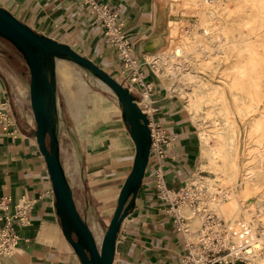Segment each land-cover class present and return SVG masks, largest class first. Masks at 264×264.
<instances>
[{"label": "crops", "instance_id": "obj_1", "mask_svg": "<svg viewBox=\"0 0 264 264\" xmlns=\"http://www.w3.org/2000/svg\"><path fill=\"white\" fill-rule=\"evenodd\" d=\"M100 1L116 8L132 43V55L147 60L163 41L162 12L157 1ZM0 6L37 33L67 43L110 75H121V83L134 97L140 96V87L129 84L123 77L121 63L114 49L105 42L101 25L93 20L80 0H0ZM143 70L144 81L151 85L150 114L168 134L175 136L165 158V179L169 187L177 188L187 177L200 171L198 131L182 106V98L169 93L171 83L165 85L149 64ZM12 77L11 69L2 65L0 99L7 101L6 114L11 121L7 130H2L0 125V196L8 197L10 212L22 198L30 200L31 206L28 221L15 226L16 250L0 256V264H81L61 231L51 182L35 139L29 100H17L18 90ZM21 80L27 95L28 77L22 76ZM77 86L69 93L81 94L84 99L90 88ZM55 89L59 137L65 119L58 104L56 84ZM86 116L85 146L81 149L75 129L71 132L63 129L69 137L70 150L60 160L76 209L94 233L102 234L130 171L134 144L117 99L106 94L94 95ZM153 168V162L147 163L135 196L127 199L126 213L117 229L112 264H179L184 238L173 227L167 203L152 195L149 178ZM183 208V213L188 215Z\"/></svg>", "mask_w": 264, "mask_h": 264}, {"label": "rangeland", "instance_id": "obj_2", "mask_svg": "<svg viewBox=\"0 0 264 264\" xmlns=\"http://www.w3.org/2000/svg\"><path fill=\"white\" fill-rule=\"evenodd\" d=\"M156 1L160 6L162 12L163 28L161 30V34L163 35V41L151 55H148L146 62L150 66H152L158 76L163 79L162 81L165 85L171 83V89L172 86L177 82L173 79V77L169 76L168 73V76H166L165 73H161V71L159 72L156 65L150 61V58H158L160 56L161 58L165 59L172 53L173 49L176 47H180L183 49V46L186 47L187 45H197L199 48L209 46V50L207 51V53L194 54L195 58L193 60V63L197 76L195 77V81L193 83L191 97L196 95L202 96L203 92L201 89H203V91H206V93H211V89L214 86H217V89L222 92V99L219 98V101L220 103H225V105L227 106V112L231 113L232 117H234L232 118L233 126L238 131H236V151H233L234 158L236 160L235 162H237L236 181L240 182L241 176L247 173V171L249 170L252 172L259 171L254 178V181L256 182V188L252 189L244 198V200L241 201L238 198V211L240 210L241 205L242 208L246 210L248 208V203L264 200V163L262 164V162H257L253 158V153L255 152V150H261V152L263 151L262 155L264 154V0H221L224 2V5H218L217 0H206V7L204 0ZM207 7H209L210 9ZM0 43V67H2L3 65L11 69L13 73L12 80L18 90V95L16 96L17 100L20 102L24 100L28 101V94L26 95L24 93L21 80L22 76L29 78L27 65L22 55L8 41L0 38ZM217 45H219L221 48L219 52L213 51V48H215ZM183 57L184 56H179L178 58L183 59ZM62 58L66 61L65 63L68 70H70V73H72L74 76V80L70 84L71 89L74 87L77 88V85L81 84L84 87H88V89L90 88V91L86 92V96L84 99L81 94L79 96H73L72 93L71 95H68L70 87L67 85V83H65L59 71L55 69L54 62V82L56 86H58V104L62 110V116L65 119L62 125L60 136L58 138L59 140L57 139L58 152L60 156H62L63 154L66 155V153L70 150L69 137L65 131L71 132L73 129H75L78 140L81 143V149L85 146V129L87 125L86 113L88 111V105L90 104L93 96L106 94L116 99L104 85L99 84L97 80L94 79V77L81 70V68H79L76 63L69 60L65 56ZM249 58H251L252 60L254 59V62L252 64L249 62L247 63ZM185 64H187V62ZM240 67L242 69L244 68L242 72L240 71ZM112 76L118 79L120 83H123V81H121V75ZM252 77H254L253 79L256 85H253L252 80H250ZM179 82L182 87H185V85H183L181 81ZM197 85L199 86V88L197 87ZM234 90L237 93H235ZM176 95L177 94L175 93V96ZM217 95L218 94L216 93L214 95H211V99L217 100V98H215V96ZM182 100L180 99L183 108L186 110V112L189 113L190 118L192 119L194 110H190V106H188L191 100H188V98H182ZM201 102V109L205 110L210 108L211 101H205L204 98H202ZM250 103L252 104L249 105ZM76 118L78 119L76 120ZM192 122L197 131L201 129L206 132L208 142L213 146L214 149H216V151H218L220 145L222 144L221 139L223 138V134L226 133L225 129L223 128V124H220L219 121L215 118L212 119L211 116L206 119L203 127H199L193 120ZM256 128L258 129V131ZM200 146L202 165L200 166V171L198 173L196 172L194 176H212L213 178V175H215V173L212 170L210 171L211 164L209 163L207 157V151L204 150L201 144ZM223 169L224 171L220 173L221 176H218L220 179H215V181H217V185L221 186V188L222 186L225 187L229 185L227 179L228 175L230 174V170L228 166H224ZM227 196L229 198L222 204V207H224V210H229V214H227V216H233L234 214L231 213L232 210L229 209V203L233 199L231 191L227 192ZM215 211L222 218H224V214L223 216L217 210ZM238 211L236 213H238ZM237 215L235 217V220H237L239 217H242L241 214H239L238 216ZM189 220L192 226L197 225V219H195V217H191ZM97 237L99 240L101 237V232L97 233Z\"/></svg>", "mask_w": 264, "mask_h": 264}, {"label": "built area", "instance_id": "obj_3", "mask_svg": "<svg viewBox=\"0 0 264 264\" xmlns=\"http://www.w3.org/2000/svg\"><path fill=\"white\" fill-rule=\"evenodd\" d=\"M80 2L88 7L93 20L101 25L105 42L114 49L121 63L123 77L129 84L140 87V96L134 98L148 118L150 146L147 163H154L149 182L153 197L167 203L173 227L183 235L179 264H250L256 253L264 254V207L250 210L247 217H239L230 223L213 208V204L225 196L221 186L211 183L202 175L187 177L177 188L168 186L165 158L175 136L168 134L150 114L151 85L144 81L143 70V66L148 64L147 60H139L132 55V43L116 8L100 0ZM7 110V101L0 99L2 130H7L10 125ZM8 202L7 196H0V256L16 250L18 235L15 226L28 221L27 213L31 206L30 200L22 198L10 212ZM183 207L188 209V215L183 213ZM191 217L198 220L194 227L189 222Z\"/></svg>", "mask_w": 264, "mask_h": 264}, {"label": "water", "instance_id": "obj_4", "mask_svg": "<svg viewBox=\"0 0 264 264\" xmlns=\"http://www.w3.org/2000/svg\"><path fill=\"white\" fill-rule=\"evenodd\" d=\"M0 38L15 47L27 65L28 99L35 122V139L51 182L61 231L81 264H112L117 229L126 213L125 204L129 196H135L148 162V118L132 93L90 58L78 53L67 43L37 33L1 6ZM61 55L88 68L114 92L121 106L122 119L134 144L130 171L119 189L116 206L99 245L76 209L60 163L58 141L52 125L56 93L54 57Z\"/></svg>", "mask_w": 264, "mask_h": 264}, {"label": "bare ground", "instance_id": "obj_5", "mask_svg": "<svg viewBox=\"0 0 264 264\" xmlns=\"http://www.w3.org/2000/svg\"><path fill=\"white\" fill-rule=\"evenodd\" d=\"M216 1V0H215ZM227 1V0H226ZM229 1V0H228ZM256 1V0H255ZM260 1V0H259ZM262 1V0H261ZM205 3V7L207 5L206 0H204ZM245 3V2H244ZM254 3V2H253ZM258 3V2H257ZM217 4L218 5H224V2L221 0H217ZM226 4V3H225ZM240 4V3H239ZM252 4V3H251ZM261 4V2H260ZM256 5V4H255ZM203 8V7H202ZM209 8V7H207ZM225 8V6H224ZM210 9V8H209ZM227 9V8H226ZM260 10V8H259ZM258 12V11H257ZM257 14V13H256ZM261 16V15H260ZM252 20V19H251ZM257 20V19H256ZM262 23V21H261ZM260 25V24H259ZM209 31V30H208ZM173 35V34H172ZM222 36V35H221ZM186 37V36H184ZM194 37V36H193ZM182 40V39H181ZM185 41V40H184ZM195 41V40H194ZM218 41V40H216ZM239 41V40H238ZM209 42V41H208ZM207 43V42H206ZM240 43V42H239ZM249 43V42H248ZM189 44V43H188ZM215 45V44H214ZM244 45V44H243ZM232 48V47H231ZM248 48V47H247ZM220 46L217 45L215 48H213V51L215 52H219L220 51ZM228 49V48H227ZM209 50V46H206L204 48H199L197 45H187L186 47L183 46V49L180 47H176L173 49L172 53L170 55H168L165 59L161 58L160 56L158 58H150V61L156 65L157 70L161 73H165L166 76H171L173 77V79L177 82L176 84H174L172 86V88L170 89L169 93H176L177 95H179L181 98L183 99H187L191 100V102H189L188 106L189 109H193L194 112L192 114V120L199 126V127H203L204 123L206 122V119L211 116L212 119H217L219 121V123L223 124V128L225 129V132L223 134V138L222 140V144L220 145V148L218 151H216V149L213 148V146L208 142L207 136H206V132H204V130L199 129V137H200V141H201V145L204 148V150L207 151V157L209 160V163L211 164L210 167V171L212 170L215 175L212 176H205V179L217 184V181H215V179H220L218 176H221L220 173L222 171H224L223 167L224 166H228L229 168V175H228V186H222L223 191L225 193V196L220 198L218 201H216L213 204V208L215 210H217L221 215L224 216V219L230 223H233L235 220L236 215L241 214L243 217H247L248 213L250 210H253L257 207H264V200L263 201H259V202H251L248 203V208L246 210H244L242 208V205L240 207V210L238 211V202L239 200H244V198L247 196V194L254 188H256V182L254 181L255 176L258 174V172H252V171H247V173L243 174L240 178V182L236 181L237 178V162H235V158H234V152L235 150V141H236V131L237 129L233 126V120L231 113L227 112V106L225 105V103H220L219 98H221L222 96V92L219 91L217 89V86H214L211 89V93H206V91H203L202 96L200 95H196V96H192V87H193V83L195 81V77L197 76L195 68H194V63L193 60L195 58L194 54H205L207 53V51ZM248 50V49H247ZM212 51V52H213ZM231 52V51H230ZM231 54V53H230ZM214 55V54H213ZM248 55V54H247ZM256 55V54H255ZM179 56H184L183 59H179ZM64 57V56H62ZM61 56L58 57L56 56L54 58V62H55V69L57 71H59V73L61 74L62 78L64 79L65 83H67V85L70 87L71 82H73L74 80V76L72 73H70V70H68L67 65H66V61L62 58ZM157 57V56H156ZM256 57V56H255ZM161 58V59H160ZM209 58V57H208ZM217 58V57H216ZM220 59V58H219ZM218 59V60H219ZM213 60V59H212ZM254 60V59H253ZM251 58L248 59L247 63H253V61ZM149 62V61H148ZM187 62V64H185ZM205 62V61H204ZM162 63V64H161ZM213 63V62H212ZM238 63V62H237ZM79 68H81V70H83L85 73L90 74L92 77H94V79L97 80V82L99 84L104 85L107 90L109 92H111L115 98L117 99L116 95L114 94L113 91H111L101 80L100 78H98V76H96L92 71H90L88 68L82 66L81 64H78ZM205 64V63H204ZM242 64V63H241ZM245 64V63H244ZM243 64V65H244ZM250 64V65H251ZM163 65V66H162ZM215 65V64H214ZM226 66V65H225ZM248 66V65H247ZM246 67V65H245ZM250 68V67H248ZM244 69V68H243ZM243 69L240 67V71L242 72ZM252 69V68H251ZM246 70V69H245ZM255 70V68H254ZM157 71V72H158ZM250 71V70H249ZM263 71V70H262ZM235 72V71H234ZM245 72V71H244ZM168 73V75H167ZM254 73V72H253ZM247 74V73H245ZM237 75V74H236ZM251 75V74H250ZM244 77V76H243ZM256 77V75H255ZM198 78V77H197ZM234 78V77H233ZM242 78V77H240ZM254 77H252L250 80H252L253 85H256V83H254ZM118 80V79H117ZM236 80V79H235ZM257 80V79H255ZM181 81L183 83V85H185V87H182L180 82ZM263 81V80H262ZM227 82V81H226ZM229 84V83H228ZM196 85V84H195ZM251 85V83H250ZM213 86V85H212ZM233 86V85H232ZM197 87L199 88V86L197 85ZM220 87V86H219ZM235 87V86H234ZM239 87V86H238ZM252 88V87H251ZM259 88V87H258ZM71 89V87H70ZM205 89V88H204ZM235 91V90H234ZM246 92V91H245ZM244 92V93H245ZM196 93V92H195ZM201 93V92H200ZM218 94L217 96H215V98H217V100H213L211 99V95L214 94ZM235 93H237L235 91ZM251 93V92H250ZM261 93V92H260ZM211 94V95H210ZM71 95V94H70ZM234 95V94H233ZM244 95V94H243ZM242 95V96H243ZM246 95V94H245ZM249 95V94H248ZM240 96V94H239ZM204 98V100H208L211 101V106L209 109H201L200 108V104L201 99ZM261 98V97H260ZM222 99V98H221ZM242 99V98H241ZM118 100V99H117ZM239 100V99H238ZM246 100V99H245ZM251 100V99H250ZM253 100V99H252ZM188 102V101H187ZM234 102V101H233ZM258 102V101H257ZM209 103V102H208ZM139 104L141 105V103L139 102ZM229 104V103H228ZM246 104V103H245ZM252 103H250L249 105H251ZM254 104V103H253ZM256 104V103H255ZM258 104V103H257ZM187 106V105H186ZM209 106V105H208ZM207 106V108H208ZM240 106V105H239ZM238 106V107H239ZM245 106V105H244ZM256 106V105H255ZM243 107V105H242ZM257 107V106H256ZM255 107V108H256ZM241 109V108H240ZM247 109V108H246ZM245 109V110H246ZM250 110H251V106H250ZM238 111V110H237ZM249 111V110H247ZM251 112V111H250ZM236 114V113H235ZM240 114V113H239ZM238 117V116H237ZM262 117V116H261ZM58 121H59V113H58V108H57V101L55 100L54 103V107H53V117H52V125H53V130L55 133V137L58 139ZM216 122V121H215ZM257 122V120H256ZM255 126V125H254ZM205 128V127H204ZM257 129V128H256ZM210 130V129H209ZM258 131V129H257ZM238 132V131H237ZM212 133V132H210ZM262 134V133H261ZM59 140V139H58ZM221 142V141H220ZM203 150V149H202ZM263 152V151H262ZM261 150H255V152L253 153V158L257 161V162H262V164L264 163V154L262 155ZM216 154V155H215ZM252 156V155H251ZM60 157V154H59ZM255 162V161H254ZM61 163V160H60ZM221 163V164H220ZM220 164V165H219ZM62 165V163H61ZM208 165V164H207ZM255 165V164H254ZM253 165V166H254ZM257 166V165H256ZM261 166V165H260ZM259 167V166H258ZM63 168V166H62ZM207 168V167H206ZM209 168V167H208ZM64 171V169H63ZM254 171V170H253ZM228 172V171H226ZM264 173V172H263ZM262 173V174H263ZM65 174V172H64ZM217 175V176H216ZM194 176V175H193ZM66 177V174H65ZM225 178V177H224ZM67 179V178H66ZM68 182V180H67ZM69 184V183H68ZM258 185V184H257ZM237 186V188H236ZM231 191L232 197L233 199L230 201V207L229 209L232 210V214H234L231 217L226 216L225 212L226 211L228 213L229 210H224L222 207V204L228 200V196H227V192ZM230 194V193H229ZM230 196V195H229ZM239 198V200H238ZM238 200V201H237ZM221 206V209H220ZM257 206V207H256ZM184 211H186L188 213V209L186 207L183 208ZM224 210V211H223ZM238 211V213H236ZM229 214V213H228ZM237 215V216H238ZM240 215V216H241ZM197 219V218H195ZM198 222V220H197ZM90 228V227H89ZM91 230V229H90ZM92 231V230H91ZM104 231L101 234V237L103 235ZM92 234L94 236V239L96 241V243L99 245L100 243V239L98 240L97 237V233L92 231ZM250 264H264V254H260V253H256V255L252 258Z\"/></svg>", "mask_w": 264, "mask_h": 264}]
</instances>
